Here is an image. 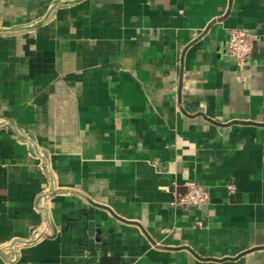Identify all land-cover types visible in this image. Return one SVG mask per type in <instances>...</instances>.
Masks as SVG:
<instances>
[{
    "label": "crops",
    "instance_id": "crops-1",
    "mask_svg": "<svg viewBox=\"0 0 264 264\" xmlns=\"http://www.w3.org/2000/svg\"><path fill=\"white\" fill-rule=\"evenodd\" d=\"M0 264H264V0H0Z\"/></svg>",
    "mask_w": 264,
    "mask_h": 264
},
{
    "label": "built area",
    "instance_id": "built-area-1",
    "mask_svg": "<svg viewBox=\"0 0 264 264\" xmlns=\"http://www.w3.org/2000/svg\"><path fill=\"white\" fill-rule=\"evenodd\" d=\"M227 46L229 55L235 60L236 65L242 68L252 48V36L242 27H231L228 29ZM184 187V192L174 194L169 203L170 205H179L183 207L193 206L199 208L208 203L209 191L205 186L192 180L187 181ZM226 188L229 193H232L235 189V185L234 183H226ZM197 224L200 225V221H197ZM30 233L33 238L45 235V232L38 228H32Z\"/></svg>",
    "mask_w": 264,
    "mask_h": 264
},
{
    "label": "water",
    "instance_id": "water-1",
    "mask_svg": "<svg viewBox=\"0 0 264 264\" xmlns=\"http://www.w3.org/2000/svg\"><path fill=\"white\" fill-rule=\"evenodd\" d=\"M97 231V230H96ZM90 232H95V229H92V226L90 224Z\"/></svg>",
    "mask_w": 264,
    "mask_h": 264
}]
</instances>
